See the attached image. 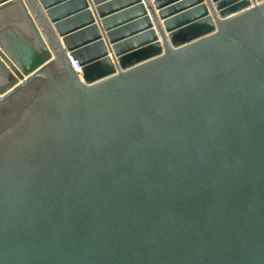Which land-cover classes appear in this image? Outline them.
Returning a JSON list of instances; mask_svg holds the SVG:
<instances>
[{"label":"water","instance_id":"95a60500","mask_svg":"<svg viewBox=\"0 0 264 264\" xmlns=\"http://www.w3.org/2000/svg\"><path fill=\"white\" fill-rule=\"evenodd\" d=\"M0 264H264V0H0Z\"/></svg>","mask_w":264,"mask_h":264},{"label":"built area","instance_id":"2783aa9c","mask_svg":"<svg viewBox=\"0 0 264 264\" xmlns=\"http://www.w3.org/2000/svg\"><path fill=\"white\" fill-rule=\"evenodd\" d=\"M73 66L77 69L78 72H80V66L76 60H72Z\"/></svg>","mask_w":264,"mask_h":264}]
</instances>
